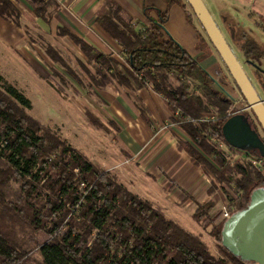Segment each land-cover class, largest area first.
I'll return each instance as SVG.
<instances>
[{"label": "trees", "instance_id": "obj_1", "mask_svg": "<svg viewBox=\"0 0 264 264\" xmlns=\"http://www.w3.org/2000/svg\"><path fill=\"white\" fill-rule=\"evenodd\" d=\"M23 1L30 16L17 0H0V19L18 27L26 19L39 30L36 19L49 25L59 10L55 0ZM172 6H179L193 24L185 0H143L142 19L128 15L114 0L103 1L95 24L120 47L117 57L66 29H59L58 36L67 38L80 56L69 63L52 44H43L42 50L53 65L52 75L64 86L68 80L75 95L78 87L104 91L114 85L130 91L149 88L160 97L168 120L186 138L178 148L208 179L202 185L208 200L194 204L191 219L209 229L218 256L199 235L168 219L160 208L130 192L116 174L93 164L30 116V101L0 75V264H26L30 252L39 254L41 264H252L221 244L226 219L216 186L226 194L231 215L245 209L251 193L264 188V172L250 161L263 158L225 143L221 126L234 115L227 82L201 64L212 54L203 29L204 34L196 29L195 48L201 52L196 58L168 32L165 23ZM234 32L228 27L264 94V50L245 32ZM85 117L98 131L113 137L119 131L114 122L105 124L90 111ZM142 118L150 125L143 113ZM230 153L240 158L232 161Z\"/></svg>", "mask_w": 264, "mask_h": 264}, {"label": "rangeland", "instance_id": "obj_2", "mask_svg": "<svg viewBox=\"0 0 264 264\" xmlns=\"http://www.w3.org/2000/svg\"><path fill=\"white\" fill-rule=\"evenodd\" d=\"M202 2L226 41L231 46L236 58L240 62L251 83L254 85L258 95L264 100V94L253 76V68L243 61L238 47L231 41L228 34V27H234L236 32H234L235 35L239 36L240 31L245 32L247 36L251 37L264 50V0H202ZM179 10L187 25H185L182 20L179 24L178 18L172 16V13L170 14L169 11L165 27L168 32L181 43L177 42L189 52L188 48L190 44L186 39L188 37V31L191 33L194 28L195 31L197 29V31L201 33L202 28L193 14V24L191 25L187 22L184 16L185 14L183 13L184 11L181 9ZM186 10L192 13L189 7H187ZM19 28L21 30H18ZM19 28L11 22H3V20L0 19V75L5 82L14 86L30 101L31 108L29 110V115L40 121L43 125L49 127L52 131L57 132L99 168L104 170L109 167L107 166L108 163L111 164L114 162V159H116V162L121 161L122 158H117V156L120 157L118 148L115 144L111 143L112 141H116V139H114L116 136L113 137L103 131L92 128L88 125L85 117V112L90 111L99 120L107 124L105 116L107 112L112 113L111 107L113 106L112 104H114L112 103L113 99H111V96L114 98L118 97V93L114 89H110L111 86L113 88L115 86L109 85L105 93L95 88L81 89L78 87V90H76L78 94L75 95L73 90L70 89L71 84L68 80L64 86L62 83L58 82V77L52 75L51 69L53 65L44 55L42 45H54L69 63L71 60H75V55L80 56L78 49L74 47L67 38L55 39L52 35L42 34L32 27L26 19L20 21ZM21 33L24 34L25 40L22 39V37L20 38ZM53 34L55 36V32ZM210 47L211 53L218 57V63L220 61L219 66L221 69H219L223 71L224 74L222 78L228 85L225 84V90L230 97L234 98V114L240 111L241 114L247 115V117L251 119L252 113L250 109L247 108L246 102L235 87L221 59L211 45ZM261 67L264 69V61H262ZM58 88L63 91L62 94L58 92ZM171 125L172 124L168 120L165 123L163 122L159 129L169 132ZM256 129L261 137H264L258 125ZM179 135L172 132L171 140L183 141V138ZM230 158L232 161H235L239 159L240 156L230 153ZM107 159L109 162L105 161ZM120 166H114L110 172L116 174L120 182H124L129 189L134 191L128 183L129 173L124 172V175H122L121 170L124 168L121 169ZM140 180L141 179H139V181H134L133 179L132 182H135L136 188L139 191L150 185L149 187L153 189L154 194L147 195V198L151 200L154 206L160 207L166 215L174 214L176 219H174V217L173 221L182 226L186 231L199 235L209 247L211 253L218 256L216 242L209 236V229L203 230L190 218L191 213L194 211L192 210L194 205L190 206V208H177L175 210L170 208L165 210L163 205H165L166 202L163 199V194H158V186L151 185L147 179H143L141 187ZM216 187L219 195L218 207H222L226 205L227 202L225 200L226 194L218 189V183ZM232 193L233 192L230 191L228 196L231 197ZM20 240L21 243H25L22 237H20ZM26 264H41L39 254L37 252H30L26 258Z\"/></svg>", "mask_w": 264, "mask_h": 264}, {"label": "crops", "instance_id": "obj_3", "mask_svg": "<svg viewBox=\"0 0 264 264\" xmlns=\"http://www.w3.org/2000/svg\"><path fill=\"white\" fill-rule=\"evenodd\" d=\"M17 1L22 6L21 8L25 15L30 16V8L26 2L23 0ZM55 1L59 4V10L53 16L49 25L36 19L39 32L45 35H52L55 39H65L58 36V31L59 29H66L106 55L117 57L121 50L120 47L95 24L96 11L105 0ZM114 1L131 17L142 19L143 0ZM179 9L181 8H178V6H172L170 8V14L172 13V16L178 18L179 24L182 20V22L187 25ZM18 30L21 29L19 28ZM54 32L55 36L53 34ZM21 37L25 40L24 34L21 33L20 38ZM186 39L190 44L188 48L189 53L195 58L200 56L201 52L197 51L195 48L196 31L194 28L191 33L188 31V37ZM217 59L218 57L212 53L211 56L203 60L201 64L214 77L221 78L224 73L220 70V61L218 63ZM108 88L109 87L100 92L105 93ZM110 89H114L118 93V97L114 98L111 96V99H113L112 103H114L111 107L112 113L107 112L105 120L107 122H114L119 128L114 138L116 141L110 142L116 145L120 154V157L117 156V158H122V160L116 162V159H114V162L111 164L108 163L107 166L109 167L104 170L111 171L114 166L117 167L121 165L120 168H124L121 170V174L124 175V172L129 173L130 177L128 176L129 179L127 178L128 183L134 191L129 189L124 182L121 183L126 186L130 192L149 201L152 205L153 203L151 200L147 198V195L154 194L153 189L149 187L150 185L139 191L136 188L135 182L133 183L132 180L139 181V179H141V187L143 179H147L151 185L158 186V194L161 195L162 193L164 196L163 199L166 202V204L163 205L165 210L170 208L173 210L177 208H190V206L195 203L206 202L208 200V195L202 185L204 182H207V177L204 175L201 168L195 167L191 163L187 153L178 148V144L180 142H186V138L181 133H178L179 131L177 130V132L173 125H171L169 132L159 129L162 123L167 122L170 117V113L160 97L149 88L130 91L120 86H115L114 88L111 86ZM142 113L145 115L150 125L143 120ZM172 132L177 135L180 134L179 136L183 138V141L171 140ZM105 161L109 162L108 159ZM188 196L194 198L193 202H190ZM194 208L192 210H194ZM163 213L168 219L173 221L175 217L174 214H168V216L164 211ZM174 219H176V217Z\"/></svg>", "mask_w": 264, "mask_h": 264}, {"label": "water", "instance_id": "obj_4", "mask_svg": "<svg viewBox=\"0 0 264 264\" xmlns=\"http://www.w3.org/2000/svg\"><path fill=\"white\" fill-rule=\"evenodd\" d=\"M185 1L252 113L251 119L241 113L228 118L221 126L222 137L228 146L257 151L264 159V142L256 130L258 125L264 134V100L258 95L202 0ZM221 244L243 261L264 264V188L254 190L247 207L225 220Z\"/></svg>", "mask_w": 264, "mask_h": 264}, {"label": "built area", "instance_id": "obj_5", "mask_svg": "<svg viewBox=\"0 0 264 264\" xmlns=\"http://www.w3.org/2000/svg\"><path fill=\"white\" fill-rule=\"evenodd\" d=\"M230 97V96H229ZM232 100H234V98L233 97H230ZM247 105V104H246ZM248 108V107H247ZM249 109V108H248ZM238 113H241L240 111H238ZM251 162V164L252 165H254V166H256V167H259V169L261 170V171H263L264 172V159L263 160H252V161H250ZM227 204V203H226ZM222 212H223V214H222V216H223V218L224 219H228L230 216H231V212L229 211V209H227V205H223L222 206Z\"/></svg>", "mask_w": 264, "mask_h": 264}]
</instances>
